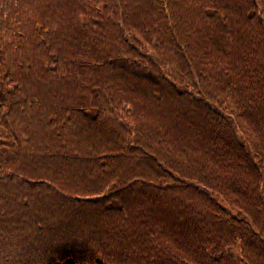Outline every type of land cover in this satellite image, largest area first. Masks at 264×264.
Listing matches in <instances>:
<instances>
[{"label":"trees","instance_id":"obj_1","mask_svg":"<svg viewBox=\"0 0 264 264\" xmlns=\"http://www.w3.org/2000/svg\"><path fill=\"white\" fill-rule=\"evenodd\" d=\"M0 264H264V0H0Z\"/></svg>","mask_w":264,"mask_h":264}]
</instances>
